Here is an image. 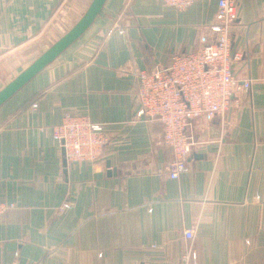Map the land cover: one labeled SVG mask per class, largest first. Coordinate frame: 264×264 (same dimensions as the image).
Masks as SVG:
<instances>
[{
    "label": "crops",
    "instance_id": "crops-1",
    "mask_svg": "<svg viewBox=\"0 0 264 264\" xmlns=\"http://www.w3.org/2000/svg\"><path fill=\"white\" fill-rule=\"evenodd\" d=\"M92 0H0V90ZM218 0H106L87 31L0 107V264H264V0H239L229 109L195 121L188 171L157 121L138 116L137 74L215 39ZM41 55V54H40ZM66 112L104 125L96 161L63 164ZM193 229L194 237L185 231Z\"/></svg>",
    "mask_w": 264,
    "mask_h": 264
},
{
    "label": "built area",
    "instance_id": "built-area-1",
    "mask_svg": "<svg viewBox=\"0 0 264 264\" xmlns=\"http://www.w3.org/2000/svg\"><path fill=\"white\" fill-rule=\"evenodd\" d=\"M164 1L185 10L197 0ZM238 13L239 0H218L215 21L210 25L214 40L197 50L173 55L164 66L137 74L138 116L161 123L163 141L174 154L168 165L172 178L188 171V158L202 143L195 121L225 113L235 95L251 88L252 79L241 80L234 72V64L242 57L233 50L231 37ZM53 137L65 148L68 162L96 161L108 143L104 125L82 112H66L55 126ZM14 205L0 202V214ZM185 236L193 238V229H187ZM181 264H199L197 253L186 251Z\"/></svg>",
    "mask_w": 264,
    "mask_h": 264
},
{
    "label": "water",
    "instance_id": "water-1",
    "mask_svg": "<svg viewBox=\"0 0 264 264\" xmlns=\"http://www.w3.org/2000/svg\"><path fill=\"white\" fill-rule=\"evenodd\" d=\"M106 0H92L82 17L57 41L41 53L27 68L21 71L14 79L0 90V107L16 92L25 86L32 78L52 63L62 52L78 40L102 13ZM63 164L66 167L68 160L66 150L62 147Z\"/></svg>",
    "mask_w": 264,
    "mask_h": 264
},
{
    "label": "rangeland",
    "instance_id": "rangeland-1",
    "mask_svg": "<svg viewBox=\"0 0 264 264\" xmlns=\"http://www.w3.org/2000/svg\"><path fill=\"white\" fill-rule=\"evenodd\" d=\"M49 46H50V45H48V47H49ZM42 52H44V50H43V51H41V52H40V54H41ZM40 54H39V55H40Z\"/></svg>",
    "mask_w": 264,
    "mask_h": 264
}]
</instances>
